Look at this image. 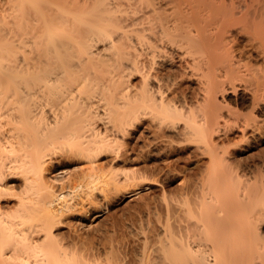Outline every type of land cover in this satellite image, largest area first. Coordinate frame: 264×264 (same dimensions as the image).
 <instances>
[{"label":"bare ground","instance_id":"obj_1","mask_svg":"<svg viewBox=\"0 0 264 264\" xmlns=\"http://www.w3.org/2000/svg\"><path fill=\"white\" fill-rule=\"evenodd\" d=\"M163 173L139 245L60 231ZM0 264H264V0H0Z\"/></svg>","mask_w":264,"mask_h":264},{"label":"rangeland","instance_id":"obj_2","mask_svg":"<svg viewBox=\"0 0 264 264\" xmlns=\"http://www.w3.org/2000/svg\"><path fill=\"white\" fill-rule=\"evenodd\" d=\"M130 75H131V76H129L130 81H128L129 80L128 77H125L128 79V80L125 79V81H128V83L131 82L133 84L135 82L136 74L130 73ZM131 79L134 82H132ZM132 84H130V85L133 87ZM141 157L142 156H140V158H139V156H135V154H132L131 158H129L128 160H126L124 162L123 161L121 162V165H122L121 168L125 167L124 164L126 163L125 165L128 168L125 167L126 168L125 170L130 169L129 171H133V168H134V170L135 169L137 171L139 170L137 174L140 175L142 173L141 172L142 169H143V171L145 170L146 165L152 166V164H155L157 162V163H159L160 166H163V162H161V160H158L156 162H149L148 160H150V159H148L146 157L144 159ZM146 161H148V162H146ZM160 162H161V164H160ZM63 163H67V166L69 167V171L73 167H75V168H73L72 170L76 169V167L78 166V163L75 165L70 160H68L67 162H63ZM195 163L196 162L193 159L191 161V166L195 165ZM60 170H58L57 172H62ZM65 172H67V170ZM136 172H135V174H136ZM163 172H165V170H163ZM59 175H61V174H59ZM121 175H123L121 177H125L124 173ZM163 175H165V176L162 179H160L161 181L160 180L157 181L154 179L144 180V181H146V182L148 181L150 183V187H147V188L140 187L139 185H136L133 182L131 183V185H127L128 183H122V185L120 184L121 186H123V184H125L127 186L125 187V185H124V188H121L118 191L112 190L107 196L99 195V196H97L96 199L85 200V203L79 204L78 209L73 212V216H74L73 221H67V222L60 224V231L63 234H65L66 239H68V237L79 234L82 237H85L86 239L91 238V240L96 239L95 241H100V239L103 237V234H104V236H109V235L114 236V234L116 236L117 231L120 230L119 233L117 234L119 236L118 237L116 236V241L120 237L119 243H122V244L127 243V247H130L131 245L137 246V244H136L137 242L139 245L141 242V239L143 241L144 236H142V235L140 236V234L142 232L141 231H140L141 233L138 232L139 230H137V229L140 228L138 225L141 222L142 218H143V222L144 221L148 222V219H149L148 217L149 216L152 217L151 215H149L150 209H148V208L151 207V210H150L151 213L150 214L153 215L154 211L156 212L157 207L164 206L165 200H164V198H162L164 196V194H162V193H164V189L166 187H168L169 185H172V186L174 185V187H178V184H180V182L182 180L181 178H179V176H175L172 179H170L166 176L165 173H163ZM138 177H140V176H138ZM138 181H141V179H138ZM136 187H138V188H136ZM134 188L137 190L134 191ZM139 211H141V212H139ZM128 214L133 215V216L136 214L134 216V218L132 217L134 221H132V218L130 216H129V218H131V219L128 220ZM141 214H142V218H140ZM156 215H157V213L153 215L152 219L154 218L153 219L154 223H156V225L158 224V226H160L161 223L158 220H156L157 219ZM121 218H122V220H125V221H123V222H125V224L123 222H121L122 224L120 223V221H122ZM75 221L76 222L81 221V223L82 222L83 223L81 225H77L75 223ZM117 221L120 224H118ZM130 221H131V223H130ZM128 222H129L130 226H127ZM126 223H127V225H126ZM133 224H136V225H133ZM123 226H125V228H127V229L125 230V228H123ZM106 228L108 230L109 229L110 230L108 231ZM121 228L124 231H122ZM114 229L116 230L115 233H114ZM131 229H135V230H133L134 236H133V234H131L132 233ZM127 230H129V231H127ZM109 233H111V234H109ZM122 233H123V235H122ZM130 235H132L133 237L132 236L130 237ZM136 235H139V236H137L138 238L136 237ZM124 236H126V237H124ZM99 237H101V238H99ZM121 238H122V240H121ZM133 238H135V239H133ZM123 239H124V241H123ZM129 240H130V242H129ZM120 241H123V242H120Z\"/></svg>","mask_w":264,"mask_h":264}]
</instances>
